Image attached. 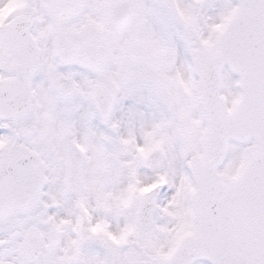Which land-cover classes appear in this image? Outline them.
Here are the masks:
<instances>
[{
    "label": "snow or ice",
    "instance_id": "obj_1",
    "mask_svg": "<svg viewBox=\"0 0 264 264\" xmlns=\"http://www.w3.org/2000/svg\"><path fill=\"white\" fill-rule=\"evenodd\" d=\"M0 264H264V0H0Z\"/></svg>",
    "mask_w": 264,
    "mask_h": 264
}]
</instances>
